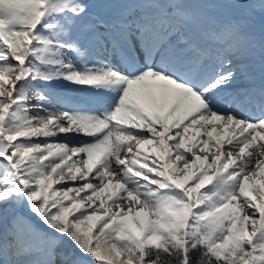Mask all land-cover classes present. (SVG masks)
Masks as SVG:
<instances>
[{
    "label": "snow or ice",
    "instance_id": "obj_1",
    "mask_svg": "<svg viewBox=\"0 0 264 264\" xmlns=\"http://www.w3.org/2000/svg\"><path fill=\"white\" fill-rule=\"evenodd\" d=\"M0 264H264V0H0Z\"/></svg>",
    "mask_w": 264,
    "mask_h": 264
}]
</instances>
